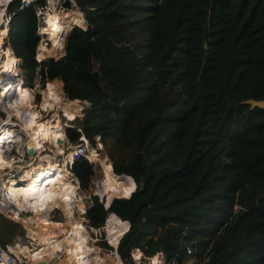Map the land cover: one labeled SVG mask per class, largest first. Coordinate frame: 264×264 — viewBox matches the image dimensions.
<instances>
[{
    "label": "trees",
    "instance_id": "1",
    "mask_svg": "<svg viewBox=\"0 0 264 264\" xmlns=\"http://www.w3.org/2000/svg\"><path fill=\"white\" fill-rule=\"evenodd\" d=\"M75 2L86 28L73 25L60 58L36 61L35 6L9 38L27 83L40 66L42 81L91 103L70 138L98 134L112 161L99 193L130 196L108 208L95 197L90 225L115 220L112 251L128 264L131 250L152 263L162 252L168 264H264V109L246 102L264 99V0ZM72 171L85 187L93 166Z\"/></svg>",
    "mask_w": 264,
    "mask_h": 264
},
{
    "label": "bare ground",
    "instance_id": "2",
    "mask_svg": "<svg viewBox=\"0 0 264 264\" xmlns=\"http://www.w3.org/2000/svg\"><path fill=\"white\" fill-rule=\"evenodd\" d=\"M12 1L14 2V0H0V102L5 95H12V93H16L15 96L19 100L14 104H10V108L0 105L1 108L5 109L8 117L3 118L5 119L4 121L13 123L14 126L13 130H4L0 134V169L3 170L13 166L12 158L9 157L8 154L2 152V147L9 146L11 142L23 140L16 134L17 130H14L15 126H21L22 130L26 131L27 139L25 142L28 151L31 158L34 156L36 157L34 158L35 160H32L26 166L20 165L21 172L18 177H0V191H2V197L5 196L7 197V199L5 198L6 200L12 201V205L8 203L11 205L10 208L4 201L0 200V212L17 223L21 220L23 221L22 217H24V214L28 215L24 218L26 220V223L24 222L25 228L34 233V237H37L39 241L48 240L49 236L56 233L58 229L61 231L59 236H62L60 239H57L59 236L56 238L53 237L50 241H47L44 245L42 244L41 247H38V249L34 251L33 249L31 250L28 245L26 248H22L20 245L18 248L16 246L15 250L25 254L31 261V264H109V262L112 264H122L119 254L113 251L109 258H100L98 250H95L94 246L88 245L84 238L85 235H88V231L81 221L82 218L77 215V207L83 195L79 190L77 180L75 181V179L71 178L72 174L67 169V165L72 162L71 159L73 160V150H75L76 147L68 146L66 137L59 126L61 122L60 119H56L53 123L43 126L42 129L41 126L43 124L41 125V123L36 124L39 125V127L34 125L32 128H28L29 125L32 126L35 124V120L31 118L32 114L34 115L35 113L36 118L39 120L38 122H40L41 119H46L45 117H47L48 111L38 103L33 104V92L36 91V88L24 84V74L20 72V66L17 68L19 58L14 55L9 46H4L2 43L4 42L2 38H6L10 29V23L6 20L5 15H7V8H9L8 6ZM49 1L51 8H57V2H54V0ZM68 13L70 15L69 23L72 25L83 24V16H81L79 11L72 14L70 12ZM75 15H77V19L79 16V19L75 20L76 22L71 20ZM44 19L40 33H42L43 36L47 34V37L52 41L54 53L60 55L64 52L65 39L62 34L69 28L67 19L62 12H57L55 10ZM37 50H40V47ZM12 72L18 75V79L16 81H10V79L8 80L4 77L7 82L3 83V75ZM61 82L62 81L57 78L49 81L45 90L48 99L46 103L48 109L53 107V98L57 94ZM28 89H33V91H28ZM72 101L73 100H67L68 103ZM30 103L33 110H30ZM53 111H55V109L49 111V113H54ZM76 112L77 111L74 113L72 112V117ZM37 113L39 115H37ZM12 115L14 116L13 119L11 118ZM34 128L36 130H34ZM40 130L52 144V153L46 152L47 146L43 150H40L39 147L30 151L31 135H34L36 131ZM45 139V137L40 136L39 145L42 141L47 142V139ZM87 146L89 147L86 151V153H88L87 158L100 164L102 175H100L101 179L98 181L96 188V191L99 192V183L105 180L109 175V171H107V160L101 158L97 151L90 148L89 145ZM18 151L22 153L23 149L20 147ZM57 153H60L62 156H59L62 158L60 159L61 163H59L58 156L56 155ZM69 176L71 180L68 178ZM121 176L126 177L123 174ZM129 196L130 195L118 197ZM104 202L107 203L109 201L105 200ZM56 211H60L62 221L53 220ZM17 213H20L21 219L19 218L16 220L9 217ZM107 221L105 226L107 236L111 242L115 244L114 242L117 240V229L112 220ZM53 239L54 242H52ZM30 252L32 253L31 255ZM57 253H65L64 257L58 262L56 261V257H58ZM95 256L100 258L99 261Z\"/></svg>",
    "mask_w": 264,
    "mask_h": 264
},
{
    "label": "rangeland",
    "instance_id": "3",
    "mask_svg": "<svg viewBox=\"0 0 264 264\" xmlns=\"http://www.w3.org/2000/svg\"><path fill=\"white\" fill-rule=\"evenodd\" d=\"M44 1L45 2L43 4V9L39 10V11H42V13L40 14L39 11H38V13H37V10L35 11V14L37 13L36 14V16H37L36 33L37 34L40 33L41 27L43 26V22L45 20L44 18L47 15H49L53 10H55L57 12L60 11V12H62L64 14L65 18L67 19V25H69V28L67 29V31L65 33L62 34L63 38L65 39L64 40V52L62 54L56 55L54 53V50H53V47H52V41L47 37V34L46 35L44 34V36H43L42 33H41L42 35H39L38 41L42 37L43 38V42H41V43L37 42L39 44L38 48L40 47L41 51L37 50L36 53H37L38 59H40L41 57L46 56V55H48L47 56L48 58H49V56H52L53 58L58 59V58H60L61 56H63L65 54V44H66V38H67L66 35L74 27L73 25L86 28V22H85L84 14H83V12L80 11L79 6L76 5L75 0H68L69 4H70L68 7L66 6V3H65L67 0H54V2H57L56 3V7L57 8H55V7L51 8L50 7L51 4H50L49 0H44ZM14 3H16L15 0H14ZM37 3L39 4L38 0L36 2L32 1V3L30 5L31 6H35L34 8L38 9L39 5H37ZM12 7L13 6H10L8 8V10L9 11H13V12H18V11L13 10ZM76 11H79L81 13V16H83V21L81 20L83 22L82 25L81 24H78V25L77 24H73L72 25L71 23H69L70 15H69L68 12H70L72 14V13H74ZM65 13H66V15H65ZM43 15H44V17H43ZM76 16L77 15L73 16L71 18V20H74V22H76L75 20L79 19V16H78V19H77ZM9 32H8V35L6 36V38H2V40L4 41L2 43L4 44V46H9L11 48L12 52L14 53V55L16 57H18L15 54L14 50H13V47H12V44H11V41H10V38H9ZM18 58L20 60H19V64L17 65V68L20 66V63H21V72H22V60H21L20 57H18ZM35 59H36V55H35ZM45 59H47V58L45 57ZM36 61H37V59H36ZM39 61H42V60H39ZM39 67L40 66L36 67L35 75H34V77H32L30 79V83L29 84H31L32 87L36 88V91L33 92V93H35V97L33 99V104L38 103L40 106H42L44 109H46L48 111V114L46 113L47 114V117H45L46 119L45 120L41 119L40 122H38L39 120L36 118L35 113H34V115L32 114L31 118L35 120V124H33L32 126L29 125L28 128H32L34 125L41 123V125L43 124L41 126V129H42L43 126L53 123L54 121H56V119H60L61 122H60L59 126H60L61 131L64 133V135L66 137V142H67L68 146H70V147L74 146V145H76V143L79 142L78 139H79L80 136L78 137V139H73L72 140V138H70L68 130H70L72 133L74 131L77 132L79 130V128L81 126L78 125L77 123L84 118V114H82V109L83 108L85 109L87 106H83L80 103L79 100H73V99H71V100H73L72 102L68 103L67 100L69 98H68V95H67V91H66V93H64V91L62 89V82H61L60 85H59V88H58V92L55 95V97L53 98L54 99L53 107L51 109L50 108L48 109V107L46 106V103H47L48 99L46 97L45 90H46V88H47V86L49 84V81H47V77H45L43 81L40 79V75H39V69L40 68ZM28 91L32 92L33 89H31V90L28 89ZM30 102H31V98H30ZM30 107H31V103H30ZM53 109H55V111H53L54 113H49V111H52ZM30 110H33L32 107H31ZM75 111H77V112L72 117V115H73L72 112L74 113ZM63 112H64V114H63ZM37 115H39V114L37 113ZM0 116L4 117V114L0 113ZM36 127H39V125H36ZM34 130H36V129L34 128ZM97 135L93 134V136L91 137L92 140H94L93 142L91 141V139H88L86 137L87 140L85 139L86 140L85 143H86V146L89 145L90 148L96 150L101 158H105L107 160V171H108L109 170V165H110V163L112 164V161H111V159L109 157L107 148L104 146L103 142L101 141V137H100V140H98V142L95 140V138H97L96 137ZM40 136L45 137L47 139V142L42 141L40 143V145H39V137ZM46 146H47L46 152L52 153V144L50 143L49 139L44 134L41 133V130L40 131H36V133L34 135L33 134L31 135L30 146H29L30 151H33L35 148H39V147H40L39 148L40 150H43V149H45ZM88 148L89 147L87 146V149ZM76 149H77V146H76ZM56 155L58 157L61 156L60 153H57ZM86 155L88 156V153ZM72 158H73V156H72ZM71 161H72V159H71ZM89 161L91 162V164L93 166V175L90 177V181H89L88 185H86L85 187L81 186V183H80L79 179L77 178V176L72 171V167H69L67 165V169L72 174L71 178L75 179V181L77 180L78 185H79V190L81 191V193L83 195L82 196V200H81V202L79 203V205L77 207V215H79V217L82 218L81 221H82V223L84 224L85 227L87 225L85 223V221L86 220L89 221L87 216H86V212H85L87 205L88 204H93L95 197H96L98 202H100L101 201L100 198H102L103 202H101V203H104V201L106 200V196H103L99 192L96 191L97 183L101 179L100 175H102L100 164L98 162H95V161L93 162L91 159ZM112 170H113V166H112ZM114 173L115 174H120V173H116V172H114ZM68 178H70V176ZM71 178H70V180H71ZM95 180H97V181H95ZM102 182H104V180L99 183L98 187L101 185ZM5 198L7 199V197H5V196L4 197H0V200L4 201L8 205V207L11 208V205H12L11 202L12 201L6 200ZM8 203H11V205L8 204ZM0 215L2 216V218H0V243L1 244L11 243V242H13L14 239H18L19 241L16 242L17 243V248H18L19 245L22 248H26L27 245H28L29 248L31 250L33 249V251H34V250L38 249V247H41L42 244L44 245V243H46L47 241H50L53 237L54 238L58 237L59 234L61 233L60 229H58L56 231V233H54L51 236H49L48 240L39 241V239H37V237L36 238L34 237V233L29 231L27 228H25L24 224L26 223V220L24 218L27 217L28 215L24 214V217H22L23 221L21 220V221H19V223L15 222L14 220L6 217L5 215H3L1 213H0ZM9 217L18 220L20 218V213H17L14 216L11 215ZM6 219L16 223L17 225H19L16 228L12 239H6L5 238V236H6L5 235V230L1 227V226L6 225L7 223H9ZM53 220L62 221V215H61V213L59 211L55 212ZM109 220H112V222H113V224H114V226L116 228L115 220L114 219H109ZM107 222L108 221H106V217H105L104 224L102 226L94 227V226L90 225L93 229H95V232H92L91 229H88L89 230L88 235H85V237H84L86 239L88 245L94 246V249L98 250V254L100 255V258H109V256H111L110 254H111L112 250H114V246L112 245L113 243L111 242V240L107 236V232H106V228H105ZM129 226L130 225H128V228H129ZM128 228H127V230H128ZM61 237L62 236H59L57 239H60ZM121 237H122V235H121ZM119 240H120V238H119ZM29 241H31V244H29L30 243ZM52 242H54V239L52 240ZM48 243H50V242H48ZM118 243H119V241H118ZM31 252H30V255L32 254ZM134 252L135 251H132V250L130 252V256L132 258V263L131 264H168L167 261H166V257H165V255L162 252H161L162 254L161 253L159 254L160 255V261H156V263H152V260H150L149 257H146L145 255H143L141 252H136V254L134 256ZM57 254H58V257H56V261L58 262L60 259H62L64 257L65 253H57ZM95 258H98L97 259L98 261L100 259L98 256L97 257L95 256ZM120 259H121V257H120ZM193 259H194V257L191 256L185 262L187 264H191ZM126 261H127L126 259H124V261L121 259L122 264H128ZM109 264H112V263L109 262ZM170 264H176V263L172 262Z\"/></svg>",
    "mask_w": 264,
    "mask_h": 264
},
{
    "label": "built area",
    "instance_id": "4",
    "mask_svg": "<svg viewBox=\"0 0 264 264\" xmlns=\"http://www.w3.org/2000/svg\"><path fill=\"white\" fill-rule=\"evenodd\" d=\"M33 2H36L37 0H19V5L17 6V9H15V11H21V10H24L26 8H28L29 6H31L30 4ZM13 5V1L9 4L8 7L12 6ZM38 6V9L35 8V11L37 10V13L39 10H42L43 9V5H40L37 3ZM8 10V8H7ZM18 12H13V11H7V15H5L6 17V20L8 21V23L11 22V20L13 19V17H15L17 15ZM36 13V14H37ZM39 13L41 14L42 11H39ZM39 15V14H38ZM39 33V32H38ZM38 36L39 35H42L41 33L37 34ZM45 41V40H44ZM43 42V38L41 37L40 40L38 41V43H41ZM35 46V53L38 49V44ZM46 43V42H45ZM39 62V60H37ZM20 72H21V63H20ZM22 73V72H21ZM4 77L6 79H10V81H16L18 79V75L15 74L14 72L12 73H5V75H3V79ZM7 82V80L4 79V82L5 83ZM23 82L24 84H27V85H31L29 83L26 82V77L24 75V78H23ZM16 83V82H14ZM8 86V85H7ZM6 86V87H7ZM16 93H12L11 94H7L3 97V99L1 100L0 102V105H3L5 107H8L10 108V104H14L17 100H19L18 98H16ZM35 97V93H33V99ZM69 98V97H68ZM71 101V99H69ZM73 100H79L80 103L83 105V106H89L91 103L89 100L87 99H73ZM86 107V108H87ZM85 108V109H86ZM84 109V111H85ZM0 113L4 114V117H1L0 116V134L2 133V131L4 130H13V123H8V122H5L3 118H8L7 117V114H6V111L5 109L1 108L0 107ZM11 118L13 119L14 116L12 115ZM75 118V117H74ZM79 128V127H78ZM14 130H17L16 134L18 136H20V138H22L23 140L21 141H14V142H11L9 144V146L7 147H2L3 149V153L4 154H8L9 157L12 158V164L13 166L12 167H7L3 170L0 169V173H1V176L0 177H6V176H10V177H18L19 173L21 172L20 170V165H24L26 166L28 163H30L32 160H35L34 158L36 156H34L33 158H31V155L28 151V148H27V145H26V142L25 140L27 139V134H26V131H23L22 130V127L21 126H15ZM81 129L79 128L78 131H80ZM97 138H95V140L98 142V140H100V136L97 135L96 136ZM86 137L84 136V134H81L79 139H78V143H76V145H74L75 147L77 146V149L73 150L74 152V155H73V160L72 162H70L68 164L69 167H72V165L75 163V161L81 159V158H85L89 161V159L87 158V146H86ZM21 147V149H23V152L21 153L20 151H18V149ZM59 159V163H61L60 159H62L61 157H58ZM91 163V162H90ZM0 197H2V191H0ZM91 204H88L87 207H86V210L87 208L90 206ZM85 210V212H86ZM60 212V211H59ZM1 213V212H0ZM2 214V213H1ZM54 217V216H53ZM85 223L87 224L86 225V228L87 230L88 229H91L92 232H95V229H93L91 226H90V223L89 221H85ZM89 232V230H88ZM126 232V231H125ZM30 240V239H29ZM17 241H19L18 239H14L13 242L11 243H5V244H1L0 243V264H31V261H29V259L26 257L25 254H23L22 252L18 251V250H15L16 246H17ZM31 244V241H29Z\"/></svg>",
    "mask_w": 264,
    "mask_h": 264
},
{
    "label": "water",
    "instance_id": "5",
    "mask_svg": "<svg viewBox=\"0 0 264 264\" xmlns=\"http://www.w3.org/2000/svg\"><path fill=\"white\" fill-rule=\"evenodd\" d=\"M68 35V34H67ZM43 60V59H42ZM247 103H250L251 104V107H254V106H257V107H260L262 109H264V99H261V100H255V99H248L246 100ZM115 198H128V197H118V196H115L113 197L109 202H104L102 203L104 205L105 208H108L111 204V202L115 199ZM100 202H103L102 200ZM108 214V213H107ZM107 216V215H106ZM128 221V220H127ZM129 222V221H128ZM129 225H130V222H129ZM125 233V232H124ZM121 238V237H120Z\"/></svg>",
    "mask_w": 264,
    "mask_h": 264
}]
</instances>
